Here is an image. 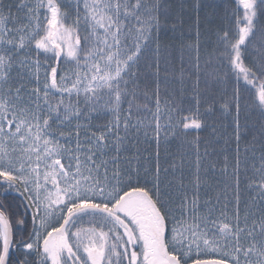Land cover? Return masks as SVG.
<instances>
[{
    "label": "snow or ice",
    "instance_id": "6c2138e0",
    "mask_svg": "<svg viewBox=\"0 0 264 264\" xmlns=\"http://www.w3.org/2000/svg\"><path fill=\"white\" fill-rule=\"evenodd\" d=\"M0 264H264V0H0Z\"/></svg>",
    "mask_w": 264,
    "mask_h": 264
},
{
    "label": "trees",
    "instance_id": "16d2710c",
    "mask_svg": "<svg viewBox=\"0 0 264 264\" xmlns=\"http://www.w3.org/2000/svg\"><path fill=\"white\" fill-rule=\"evenodd\" d=\"M216 2H217V3H220V4H222V5H226V4L229 3V0H216ZM193 55H194V53H193ZM202 55H204V53H202ZM205 58L207 59V56H205ZM214 62H215V61H213V63H214ZM201 63L203 64V61H201ZM246 63H247V62H246ZM207 71H212V69L209 68V69H207ZM177 75H178V73H177ZM194 79H195V78H193V80H194ZM205 107H206V106H205ZM217 107H219V104H217ZM256 119H257V117H256L255 115H252V116L250 117V120H251L252 122H254ZM224 123L226 124V121H225ZM217 126H219V124H218ZM193 135H195V134H193ZM200 135L203 136V135H205V133H200ZM250 138H251V137L249 136L248 139H250ZM244 144H245V141H242V143H241V148H242V149H243V147H244ZM232 147L234 148L235 145H232ZM172 149H173V151L176 153V159H177V158H178L179 149H180L179 141L173 143V145H172ZM186 151H189V149L187 148V146L183 147L181 152H186ZM221 166H222V165H221Z\"/></svg>",
    "mask_w": 264,
    "mask_h": 264
},
{
    "label": "rangeland",
    "instance_id": "374dc122",
    "mask_svg": "<svg viewBox=\"0 0 264 264\" xmlns=\"http://www.w3.org/2000/svg\"><path fill=\"white\" fill-rule=\"evenodd\" d=\"M182 148L183 147H180L179 153H178V158L176 159L178 164L180 163V157L184 154V152H181L182 151ZM189 159H191V160L194 161V154L192 156H186L185 157V160H189Z\"/></svg>",
    "mask_w": 264,
    "mask_h": 264
}]
</instances>
